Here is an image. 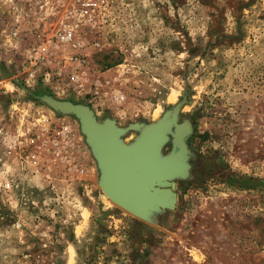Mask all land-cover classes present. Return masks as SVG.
I'll use <instances>...</instances> for the list:
<instances>
[{
	"label": "rangeland",
	"instance_id": "1",
	"mask_svg": "<svg viewBox=\"0 0 264 264\" xmlns=\"http://www.w3.org/2000/svg\"><path fill=\"white\" fill-rule=\"evenodd\" d=\"M74 1L0 0V37L18 19L21 47L41 43ZM107 3L77 27L78 59L53 48V83L25 86L0 45V264H264V0ZM44 94L120 127L178 106L192 130L174 206L146 219L106 196L78 118ZM61 120L74 149L55 142Z\"/></svg>",
	"mask_w": 264,
	"mask_h": 264
},
{
	"label": "water",
	"instance_id": "2",
	"mask_svg": "<svg viewBox=\"0 0 264 264\" xmlns=\"http://www.w3.org/2000/svg\"><path fill=\"white\" fill-rule=\"evenodd\" d=\"M38 98L56 111L78 118L99 168L98 185L111 200L146 219L153 210L174 206L173 178L187 174L189 151L186 141L192 130L191 127L182 128L176 122L178 106L165 112L157 121L120 127L111 118L98 120L87 105L48 94ZM129 127L139 129V134L126 143L122 134ZM169 133L172 148L162 154L163 144L170 140ZM167 193H172L170 205L163 198Z\"/></svg>",
	"mask_w": 264,
	"mask_h": 264
},
{
	"label": "built area",
	"instance_id": "3",
	"mask_svg": "<svg viewBox=\"0 0 264 264\" xmlns=\"http://www.w3.org/2000/svg\"><path fill=\"white\" fill-rule=\"evenodd\" d=\"M36 4L43 7L46 0H32ZM108 5L107 0H75L71 7L67 9L66 15L71 19L69 22L62 23L61 27L56 31L55 35L46 38H40L41 43H35L26 47H21L22 27L15 20V24L9 31L0 37V45L3 44V49L7 52L6 59L14 65V72L17 73L21 83L25 86H34L36 84L53 83L56 77H61L62 72H56L48 67L52 59V51L55 49H63L68 52L65 57L69 60L78 59V54L72 51L81 50L85 42L77 35V27L80 24H89L98 16H102L103 11ZM84 19V21H83ZM90 20V21H87ZM96 20V19H95ZM39 37H41L39 35ZM15 54L21 56V63L14 61ZM17 58V57H16ZM58 84V83H57ZM59 87L57 93L59 91ZM60 127L54 131V139L57 144L62 143L69 149H74L76 146L75 132L72 123L67 120L60 121ZM58 155L60 153L57 152ZM9 186V183H7Z\"/></svg>",
	"mask_w": 264,
	"mask_h": 264
},
{
	"label": "bare ground",
	"instance_id": "4",
	"mask_svg": "<svg viewBox=\"0 0 264 264\" xmlns=\"http://www.w3.org/2000/svg\"><path fill=\"white\" fill-rule=\"evenodd\" d=\"M169 188L172 189V186L169 185ZM104 194H106V193H104ZM171 197H172V193H167L166 195L163 196L164 200H166L167 204H169V205L171 204V201H172Z\"/></svg>",
	"mask_w": 264,
	"mask_h": 264
}]
</instances>
